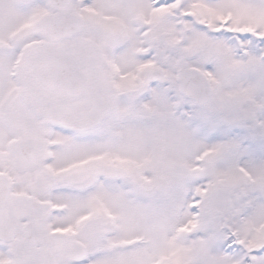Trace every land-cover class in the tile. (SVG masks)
Returning a JSON list of instances; mask_svg holds the SVG:
<instances>
[{
  "label": "rangeland",
  "instance_id": "1",
  "mask_svg": "<svg viewBox=\"0 0 264 264\" xmlns=\"http://www.w3.org/2000/svg\"><path fill=\"white\" fill-rule=\"evenodd\" d=\"M46 3L0 0V105L10 87L7 129L18 140H26L23 129L37 126L38 115L81 124L72 118V98L61 99L59 109L42 103L21 64L24 87L8 85L17 47L29 51L43 40L35 22L48 12ZM70 11L80 17V31L55 46L71 53L88 85L101 87L117 73L124 87L115 96L123 101L107 124L119 126L120 137L57 138L63 144L50 168L68 170L74 156L89 154L90 164L108 173L72 181L71 200L46 187L43 198L62 208L46 209L45 227L74 228V235L90 216L75 236L89 257L84 264H264V0H72ZM185 66L210 80L211 97L201 106L177 92L175 71ZM154 68L165 80L143 94ZM104 91L110 94L106 85L89 93ZM77 101L81 108L85 98ZM22 143L10 149L14 163ZM15 252L10 260L0 248V264L40 262L18 256L21 247ZM51 264L73 263L53 256Z\"/></svg>",
  "mask_w": 264,
  "mask_h": 264
},
{
  "label": "flooded vegetation",
  "instance_id": "2",
  "mask_svg": "<svg viewBox=\"0 0 264 264\" xmlns=\"http://www.w3.org/2000/svg\"><path fill=\"white\" fill-rule=\"evenodd\" d=\"M2 50L5 52L6 48H1L0 53H2ZM57 50L64 52L60 47H57ZM69 54L71 55V53ZM28 57L29 54L27 52L25 59ZM22 69L27 70L23 67ZM112 70L116 72L115 68ZM7 74L10 79V84H7L13 86V84H11L12 80L9 77V71ZM8 78L6 77L7 80H9ZM82 78L84 81V89L80 95L77 97L58 98L48 95L31 76H28V85L37 93L36 95H38L40 101L47 106L51 105V107L55 106L59 109L61 106L59 101L61 99L72 98V118L79 120L81 124H72V121H70V124L66 123V121L61 123L58 119H52L50 115H38L37 119L39 123L37 126L31 127L37 130L38 135L34 134L36 130L26 126L23 129L24 136H27L26 140L16 139L11 135L9 129H7L8 124L10 125L11 123L9 121V115L12 111L11 93H7L10 87H6L4 90L5 92L3 91L4 93L1 95L3 96L1 101L4 102L0 105V137H5L2 144L5 157L4 159H0V248L8 246L11 250V256H14V254H16V249L18 250V248L21 247L22 252L18 256H29L30 258L40 256V258H42L45 246L28 245L27 238L23 232V226L29 221H34L27 229V231L29 230L32 234L48 233L53 230H64L57 226L45 227L49 218L46 211V209L49 208V204L45 200L48 197L43 198L46 187L50 192H54L56 188H59L61 181H67L72 185V181L85 179L87 176L90 177L95 174L104 175V173H106L105 175H107L108 173L101 172L99 165L92 166L90 164L92 157H89V154L74 156L72 160L74 165L72 166L71 164L68 170H54L50 168V163L55 160L54 148L63 144L61 142L58 144L57 138H62V140L66 138L72 140L73 143H87V141L92 139H107V135H101L102 132L112 134V141H115L118 135L120 137V134H117V131H120V129L118 130L119 126L115 125L114 127L107 124L110 123L112 118L111 115L109 116V111L113 110L117 112L114 108V104L116 101H121L123 99L122 97L115 96L123 91L119 89L118 85L124 87L123 83H117V73H115V75L110 74L106 82L101 83V87L96 85V87L91 86L94 85L93 83L88 85L89 82H87L85 76L83 77V74ZM23 85L24 82L22 81V87H24ZM103 85H106V91L110 93L106 94L104 91L106 99L102 97L104 93L100 95L89 93V90L94 91L99 88L103 89ZM113 91L116 93H112ZM130 91L131 89L128 90V92ZM80 97L85 98V102L81 105V108H79L77 101ZM25 105H27L29 109L33 106L28 104ZM66 110L69 111L68 109ZM83 110L89 113V116H81V118L78 119V113L83 115ZM12 127L14 128V125H12L11 128ZM89 127L91 128L90 131ZM82 128L85 129L82 130ZM17 141H22L23 143L17 148L19 158L17 157L16 163H14L13 159L15 157L10 156V149L14 142ZM24 145L31 146V148L24 152L21 150ZM4 165L9 169H4ZM19 182L20 188H18ZM32 199L43 201V210L40 211L35 209L34 206H32ZM68 199L71 200L72 197H68ZM65 231L70 234L69 241L62 251L51 255L50 264L53 256H69L70 252L73 250L72 241L78 239L72 235V231ZM29 249H31V251L27 253L26 251ZM24 259L25 258H23V260Z\"/></svg>",
  "mask_w": 264,
  "mask_h": 264
},
{
  "label": "water",
  "instance_id": "3",
  "mask_svg": "<svg viewBox=\"0 0 264 264\" xmlns=\"http://www.w3.org/2000/svg\"><path fill=\"white\" fill-rule=\"evenodd\" d=\"M53 6L59 8V12L40 18L37 26L50 40L57 41L62 36H71L76 29L77 19L68 15L69 0H50ZM60 5V6H59ZM33 77L39 81L51 95L73 94L81 90V80L71 59L65 55L55 53L45 46H39L28 63ZM150 78L153 81L163 78L158 70H152ZM176 79L179 82V92L187 98L193 99L198 105L206 102L210 97L208 81L196 68H179L176 71ZM29 243H44L45 255L41 264H47L49 256L64 247L67 235L52 233L50 235L33 236L27 233ZM77 252L72 253L74 261L79 260L82 248L75 244Z\"/></svg>",
  "mask_w": 264,
  "mask_h": 264
}]
</instances>
